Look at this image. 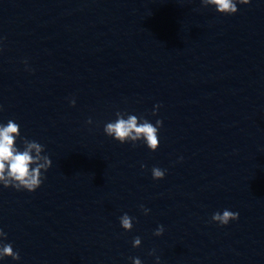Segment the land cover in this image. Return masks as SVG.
Here are the masks:
<instances>
[{"label": "clouds", "instance_id": "9594fccd", "mask_svg": "<svg viewBox=\"0 0 264 264\" xmlns=\"http://www.w3.org/2000/svg\"><path fill=\"white\" fill-rule=\"evenodd\" d=\"M204 6H214L220 14L232 15L238 11L237 3L247 5L250 0H201ZM25 63H27L25 61ZM75 106V100L70 101ZM160 105H156L152 115H156V110ZM127 116V118H125ZM87 123L91 124L89 119ZM162 120H156L155 125L148 119L130 115L127 113L116 112L114 122H108L104 126V132L107 136L113 137L121 144L142 141L149 150L156 151L159 147V129L162 127ZM20 137V126L13 120H8L5 124H0V185L4 188H14L17 191L27 190L33 192L41 186L43 180L46 179L44 173L52 165L51 159L44 153V146L35 140L22 138L23 148L17 147L16 141ZM182 159V158H181ZM146 167L141 165V168ZM152 178L161 180L165 177L166 170L159 167L152 168ZM145 215L149 209L143 205L140 206ZM239 218L238 212L225 209L221 212L213 213L211 220L221 226L227 225L230 221ZM121 227L125 231H130L133 227V219L127 213L120 218ZM164 232V226L159 225L155 232V236H161ZM7 239V234L0 229V259L11 257L12 260H20V254L14 251L11 243H3ZM141 239L135 237L133 239V247H139ZM150 255L153 253H149ZM133 264H141L139 258H132ZM157 264H160V258H156Z\"/></svg>", "mask_w": 264, "mask_h": 264}]
</instances>
